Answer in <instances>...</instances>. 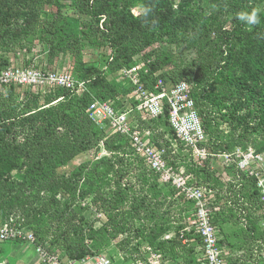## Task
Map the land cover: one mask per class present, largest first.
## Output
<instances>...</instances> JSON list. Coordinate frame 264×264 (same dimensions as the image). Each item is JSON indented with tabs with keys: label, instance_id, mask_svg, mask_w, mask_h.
<instances>
[{
	"label": "trees",
	"instance_id": "1",
	"mask_svg": "<svg viewBox=\"0 0 264 264\" xmlns=\"http://www.w3.org/2000/svg\"><path fill=\"white\" fill-rule=\"evenodd\" d=\"M263 2L0 0V68L9 64L5 52L15 45L23 46V41L39 28L45 34L43 42L50 60L67 47L75 55L77 43L110 50L97 70L82 66L76 73L71 72L76 80L85 82L80 94L63 87H50L43 92L30 86L21 90L20 84L12 83L0 89V216L7 224L34 227L37 246L46 245L49 233L59 241L63 236L60 226H66L63 244L66 256L80 260L98 255L100 243L96 238L90 242L72 239L70 231L87 228L95 236L105 226H116L114 229L119 232L120 226L134 224L135 219L148 211L149 195L142 194L148 187L147 180L142 179L136 190V184L129 178L144 163L143 159L134 153L127 136L112 133L106 124H96L87 111L95 99L109 100L119 108L121 98L133 86L128 80H119L118 73L137 64H141L140 77L150 89L158 78L168 83L186 80L191 84V96L207 136L205 144L211 152H231L237 146L243 149L252 146L255 152H264ZM46 5L55 7L51 18L41 16ZM70 7L74 12L67 14L64 10ZM133 8L138 12H133ZM253 8L260 9L261 22L249 28L237 19V13ZM161 41L191 45L195 57L189 63L178 64L167 50L151 47ZM225 100L230 102L227 104ZM212 105L220 112L228 110L226 115L221 112V118H229L233 123L232 132L222 142L217 132L209 128ZM240 110L244 113L236 116ZM252 116L256 117L254 124L248 120ZM140 123L153 130L160 129L152 133L157 146L176 143V153L168 158L170 164L180 166L181 153L191 158L182 143L175 140L166 106L157 119ZM239 125L242 128L236 131ZM255 131L261 133L260 137H254ZM100 142L108 156L92 164L82 163L70 172H58L59 167L78 154L96 150ZM214 157L207 158L202 166L195 164L193 171L196 183L215 188L217 201H223L212 214L213 224L220 218L233 216L238 226H242L239 213L240 205L244 204L247 224L241 231L251 233L254 240L263 238L261 215L256 212L261 204L255 178L240 174L237 190L232 184H224L216 175L219 170L211 164ZM226 171L234 173L233 166H227ZM238 193L244 199L241 203ZM88 197L90 204L105 217L100 225L81 213L79 200ZM156 213L149 212L155 219L149 226H161ZM43 220L54 226L50 232ZM182 227L177 226L169 239L163 235L170 226L157 229L160 238L153 236L154 230L146 238L155 249L171 257L173 264H196L199 237L185 233L194 240L189 245L181 244L178 235ZM155 237L157 240H152Z\"/></svg>",
	"mask_w": 264,
	"mask_h": 264
},
{
	"label": "built area",
	"instance_id": "2",
	"mask_svg": "<svg viewBox=\"0 0 264 264\" xmlns=\"http://www.w3.org/2000/svg\"><path fill=\"white\" fill-rule=\"evenodd\" d=\"M140 66L141 64H137L119 71V80H128L133 86L132 91L121 98L119 108L109 100L95 99L87 108L89 117L99 125H108L112 133L127 136L134 153L143 159L144 164L158 173L163 181L172 182L178 189V194L193 202L197 211V224L183 226L179 230L178 238L181 244L189 245L194 237L185 236V233L199 237L196 264H259L264 261V239L254 240L245 251L235 253L237 263L227 258L229 253L221 245L219 230L212 222V214L219 210L223 202L217 201V190L206 183L197 184L193 173L183 174L181 170H177L176 167L179 166L170 164L168 158L176 153V143L157 146L152 139V133L160 129L145 127L140 120L150 122L157 119L166 106L168 123L174 132L175 140L182 143L184 151L189 153L196 165L202 166L207 158L214 156L222 158L221 170L216 172V175L224 184H232L236 190L240 186V174L245 173L254 177L255 186L259 191L262 226H264V153H257L251 147L243 149L239 146L231 152H211L205 144L207 136L191 96V84L186 80L168 83L158 78L153 89H150L140 77ZM10 83L32 85L33 88L36 85L48 88L63 87L77 94L85 89L84 81L76 80L67 72L23 70L15 65L1 67L0 89ZM130 101H133V104ZM230 165L234 169L232 174L226 171V167ZM237 198L240 203L244 201L240 193L237 194ZM243 205H240L239 222L245 228L247 218ZM173 235L174 232H167L163 238L169 239ZM14 238L28 240L23 234L22 227L0 226V242ZM151 254V258H155V261L149 260L151 264H173L171 257L158 249H154Z\"/></svg>",
	"mask_w": 264,
	"mask_h": 264
},
{
	"label": "rangeland",
	"instance_id": "3",
	"mask_svg": "<svg viewBox=\"0 0 264 264\" xmlns=\"http://www.w3.org/2000/svg\"><path fill=\"white\" fill-rule=\"evenodd\" d=\"M66 3H69V1H66ZM262 5L264 6V2ZM54 10V6L46 5L42 10L41 16L43 15L46 18H51ZM64 11L67 14H72L74 12L71 7L66 8ZM132 11L137 13L138 9L133 8ZM45 38V34L42 29L39 28L34 34L28 36L23 41V46L19 47V45H15L12 50L5 52L9 63L8 65H15L23 70L35 69L41 72H67L72 75L71 72L76 73L75 71L82 66L86 68L95 67L97 70V68L102 66L105 56L110 52L108 47L92 48L88 45L77 43V52L75 55L72 54L67 47L62 49L56 57L50 60L49 57H47V46L44 43ZM154 46L167 50L174 56V60L178 64L189 63L195 57V49L191 47V45L188 46L183 43L178 45L161 41L151 47ZM168 67L169 64L165 65L164 69ZM28 86L32 88V85L24 84L21 85L19 89H26ZM34 88L43 92L48 87L36 85ZM206 90H208L207 87ZM225 102L228 104L230 100H225ZM221 112L226 115L228 110H222ZM221 112L214 109L212 105L210 111L212 122L209 127L217 132L216 136L220 142L224 141L225 137L232 132L233 127V123H230L229 118H221ZM243 113L244 110H240L236 112V116L242 115ZM255 119V116L248 118L250 124H254ZM241 128L242 126L239 125L236 131H239ZM260 134V132L255 131L254 137L258 138ZM249 147L253 148L252 146ZM181 154L183 158L181 159V165L176 167L177 170H181L183 174L193 173L195 162L192 157L190 158L183 153ZM108 155V152L100 142L96 150L91 149L78 154L65 166L59 167L57 170L59 173L70 172L82 163L89 162L92 164L96 159ZM213 159L211 163L212 166L220 170L222 158L215 156ZM129 178L136 184V190L138 189V183H141L142 179L147 180L148 187L145 188L142 194L149 195L150 200H148L147 203L148 211H146L144 215L139 219H135L134 224H130V226H120L121 230L119 232L114 229L116 226H105L103 227L104 229H101L100 234H95V236L91 235L92 233L87 228L85 231L78 228L69 232V236H71L72 239L76 238L78 241L90 242L96 238L101 246L98 255L85 256L80 260L69 259L66 256L63 246L64 240L67 237L66 226H60L59 232H61L63 236L59 241L52 238V235L49 233L45 246H37L34 243L36 234L34 227L19 226L22 227L23 234L28 240L14 238L0 242V264H151L149 260L155 261V258H151V252H153L155 248L153 244L149 243L150 240L147 239L146 236L150 235L151 231L154 230L153 236H159L158 238H160L157 229H161L163 226H168V228L170 226L168 230L169 233L174 232L177 226H196L197 211L194 209L192 202L187 201L182 194H178V189L172 182H165L160 179V175L154 171H149V168L144 163L132 171L129 174ZM138 179L141 180L138 182ZM79 204L82 206V215L88 220H95L97 225H100L101 222L105 220L104 215L90 204V197L79 200ZM151 211L157 212L156 220L159 224L161 222V226H149V224L155 220L154 217L149 214ZM258 211L259 210L256 211L257 214ZM5 220V218L0 216V226H15L13 223L7 224ZM140 223H144L145 225L139 226ZM43 225L48 232L54 227L50 226L47 220H43ZM215 226L218 228L220 235L228 231L234 233L238 232V223L233 216L226 219H218L217 222H215ZM98 227L99 226H95V228ZM126 239H129V241H126ZM152 240L156 241L157 237ZM229 249L230 253H236L239 250L238 248ZM168 251L174 254L171 250Z\"/></svg>",
	"mask_w": 264,
	"mask_h": 264
},
{
	"label": "crops",
	"instance_id": "4",
	"mask_svg": "<svg viewBox=\"0 0 264 264\" xmlns=\"http://www.w3.org/2000/svg\"><path fill=\"white\" fill-rule=\"evenodd\" d=\"M243 226H238L237 233H234L232 231L224 232L222 233L220 237L221 245L225 248L226 251H228L227 258L230 261L235 262L234 254L230 253L229 248H238L239 250L237 252L242 253L245 251V248L250 247L253 244L254 238L251 233H243L242 230ZM260 230L264 231V226H260ZM264 238V236H263ZM262 237H257V239H263ZM236 252V253H237ZM237 263V262H235ZM259 264H264V261L260 262Z\"/></svg>",
	"mask_w": 264,
	"mask_h": 264
},
{
	"label": "clouds",
	"instance_id": "5",
	"mask_svg": "<svg viewBox=\"0 0 264 264\" xmlns=\"http://www.w3.org/2000/svg\"><path fill=\"white\" fill-rule=\"evenodd\" d=\"M147 9L145 10V14L147 13ZM260 9L253 8L251 10L240 11L237 13V19L247 25L249 28L258 25L261 22L260 19Z\"/></svg>",
	"mask_w": 264,
	"mask_h": 264
}]
</instances>
